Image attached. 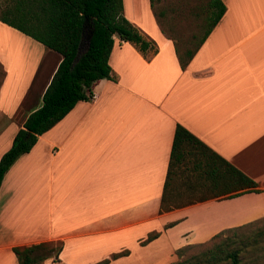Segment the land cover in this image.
Wrapping results in <instances>:
<instances>
[{
  "label": "crops",
  "instance_id": "0c3cea01",
  "mask_svg": "<svg viewBox=\"0 0 264 264\" xmlns=\"http://www.w3.org/2000/svg\"><path fill=\"white\" fill-rule=\"evenodd\" d=\"M223 3L184 69L165 34H148L155 46L145 52L115 38V80H99L93 98L77 102L4 175L0 264H18L13 246L53 241L63 243L58 258L42 264H92L125 249L108 264H170L176 249L264 217V0ZM60 59L0 21V157L40 105ZM177 124L259 192L159 213ZM149 232L159 235L141 245Z\"/></svg>",
  "mask_w": 264,
  "mask_h": 264
},
{
  "label": "trees",
  "instance_id": "16d2710c",
  "mask_svg": "<svg viewBox=\"0 0 264 264\" xmlns=\"http://www.w3.org/2000/svg\"><path fill=\"white\" fill-rule=\"evenodd\" d=\"M148 1L162 32L172 40L182 69L186 68L226 10L223 0H206L204 7L202 4L187 7V14L200 21L196 22L189 35H184L180 30V18L169 13V10L175 12L173 7L164 5L162 0ZM123 8V0H0L2 23L61 56L41 96L40 105L26 116L10 147L0 157V186L8 169L21 155L31 150L40 135L67 115L77 102L93 98V88L99 80H115L109 64L115 38L133 43L142 52L154 48V40L141 35L123 15ZM86 19L93 27L91 37L87 48L75 61ZM3 74L0 71V79ZM247 192H259L256 181L184 126L176 125L159 213ZM252 224L222 229L211 237V245L187 257H182L184 251L194 245L180 247L175 250L177 260L170 264H241L246 240H254L257 244L264 239V223L249 235L242 234L241 231L252 228ZM158 235V232L148 233L141 244ZM62 246V241L56 244L39 242L13 246L12 251L18 264H40L57 257ZM128 253V250L115 252L110 258L92 264H108L110 259Z\"/></svg>",
  "mask_w": 264,
  "mask_h": 264
},
{
  "label": "rangeland",
  "instance_id": "374dc122",
  "mask_svg": "<svg viewBox=\"0 0 264 264\" xmlns=\"http://www.w3.org/2000/svg\"><path fill=\"white\" fill-rule=\"evenodd\" d=\"M162 3L166 6L170 5L171 7L174 8L175 12H173L172 10H169V13H173L172 15L180 18L181 32L184 35H189L190 32L194 30L196 22L200 21V19H194L193 17L189 16L185 9L189 6L199 5V4H202V7H204L206 5V0H162ZM123 5H124L123 15L141 33V35L144 38L147 39V35L150 33L154 34L156 37L157 36L159 37V35L160 37H162L161 35H163L164 33L162 32L160 25L155 15L153 14L152 8L150 7L148 0H123ZM140 26L145 28L146 31H144L143 28H141ZM36 105L37 103L32 104V105H24V107H22V109L20 110V113L23 112L25 115L26 112H28L31 108L35 107ZM252 223H253L251 225L252 228L241 231L242 234L245 233L244 235H249L250 232L254 231L255 227L260 226L261 224L264 223V217L259 215V217H256V219H254ZM228 228H231V227H228ZM141 241H140V244H141ZM212 242L213 240H210V241H207L205 244L194 245L192 247H189L184 251V254L182 257H187L190 254L197 252L199 249L205 246L211 245ZM51 243L56 244L57 242L53 241ZM146 244H141V245H146ZM243 247H245L244 248L245 250H242L241 252V264H264V239H262L257 244H255L254 240L247 239L246 245L245 246L243 245ZM138 253L139 251H136V254ZM123 256H126V255H123ZM57 257L54 256V257H51V259L55 261L57 260L56 259Z\"/></svg>",
  "mask_w": 264,
  "mask_h": 264
},
{
  "label": "water",
  "instance_id": "95a60500",
  "mask_svg": "<svg viewBox=\"0 0 264 264\" xmlns=\"http://www.w3.org/2000/svg\"><path fill=\"white\" fill-rule=\"evenodd\" d=\"M92 29L93 27L90 26L88 23H87V19L85 20L84 22V27H83V31H82V34H81V39H80V45H79V51H78V54L75 58V61L78 60L80 54L87 48L88 44H89V39L91 37V32H92ZM83 47V49H82Z\"/></svg>",
  "mask_w": 264,
  "mask_h": 264
}]
</instances>
